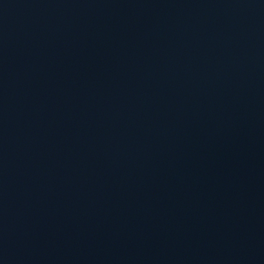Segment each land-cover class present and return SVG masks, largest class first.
<instances>
[{
  "label": "water",
  "instance_id": "water-1",
  "mask_svg": "<svg viewBox=\"0 0 264 264\" xmlns=\"http://www.w3.org/2000/svg\"><path fill=\"white\" fill-rule=\"evenodd\" d=\"M0 264H264V0H0Z\"/></svg>",
  "mask_w": 264,
  "mask_h": 264
}]
</instances>
